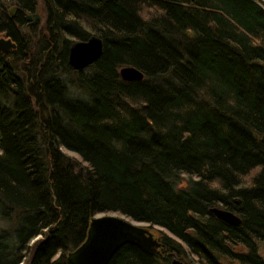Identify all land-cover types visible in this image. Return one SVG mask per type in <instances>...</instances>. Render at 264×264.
<instances>
[{
    "label": "trees",
    "instance_id": "trees-1",
    "mask_svg": "<svg viewBox=\"0 0 264 264\" xmlns=\"http://www.w3.org/2000/svg\"><path fill=\"white\" fill-rule=\"evenodd\" d=\"M3 36L0 264H69L108 212L177 238L109 264H264L262 0H0ZM91 36L102 55L76 72Z\"/></svg>",
    "mask_w": 264,
    "mask_h": 264
},
{
    "label": "water",
    "instance_id": "water-1",
    "mask_svg": "<svg viewBox=\"0 0 264 264\" xmlns=\"http://www.w3.org/2000/svg\"><path fill=\"white\" fill-rule=\"evenodd\" d=\"M27 19L29 20L30 17ZM35 19H38V15H35ZM15 46L16 44L10 39H0L2 54L14 49ZM102 46V40L94 36H91L87 42L73 43L68 49V65L76 72L83 71L100 59ZM118 72L123 82H138L143 79L142 73L132 67L125 66ZM211 213L230 226L238 227L241 224V219L228 210L216 207L211 209ZM86 236V240L76 250L67 253L69 264H109L120 248L131 245L153 257L161 246L147 229L111 216L93 218Z\"/></svg>",
    "mask_w": 264,
    "mask_h": 264
},
{
    "label": "rangeland",
    "instance_id": "rangeland-1",
    "mask_svg": "<svg viewBox=\"0 0 264 264\" xmlns=\"http://www.w3.org/2000/svg\"><path fill=\"white\" fill-rule=\"evenodd\" d=\"M263 2H264V0H262ZM40 6H39V9L38 10H40V8H41V4H39ZM39 14V13H38ZM42 14V13H41ZM37 26H39V22L36 24ZM35 32V31H34ZM75 41V40H74ZM63 152H65L66 153V155L67 156H69V157H71V158H76V160H79L78 159V157L73 153H70V152H66V151H63ZM108 216H111V217H115V218H121V219H123L124 221H126V222H128V223H132L133 225H136V226H138V227H143V228H145V229H147L148 231H149V233H151V234H153V236H154V238L156 239V240H159V239H161L162 237H163V235H167V236H169V237H171V238H175V239H177L176 237H173L172 236V234L170 233V232H168L166 229H164V228H160V227H158V226H149L148 224H146V223H139V222H135L134 220H132V219H129V218H127V217H125L123 214H121V213H114V212H108V213H99V214H97V216H95L94 218H97V217H108ZM257 248H258V250H259V255L260 256H262L263 258H264V244L263 243H259L258 245H257ZM176 261V259H173V262H175ZM177 262V264H179V262L178 261H176Z\"/></svg>",
    "mask_w": 264,
    "mask_h": 264
},
{
    "label": "flooded vegetation",
    "instance_id": "flooded-vegetation-1",
    "mask_svg": "<svg viewBox=\"0 0 264 264\" xmlns=\"http://www.w3.org/2000/svg\"><path fill=\"white\" fill-rule=\"evenodd\" d=\"M14 8H12L10 11H9V15H10V17L11 18H13L14 17ZM36 13H34V14H30V15H26L25 16V22H27L21 29H20V32L21 33H24V32H26V29H28L29 27H35V26H37L36 24L39 22V23H41V22H43L42 21V19L41 20H39V19H35V15ZM28 17H30V19L28 20L27 18ZM42 17V16H41ZM10 39L11 41H12V39L11 38H9V37H6V36H3L1 39ZM13 42V41H12ZM14 43V42H13ZM16 48V47H15ZM14 48V49H15ZM14 49H9L8 50V52L10 51V50H14ZM7 52V53H8ZM6 54V53H5Z\"/></svg>",
    "mask_w": 264,
    "mask_h": 264
}]
</instances>
